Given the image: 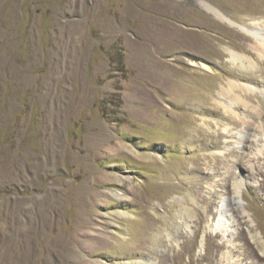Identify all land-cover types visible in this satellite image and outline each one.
<instances>
[{"label":"rangeland","instance_id":"374dc122","mask_svg":"<svg viewBox=\"0 0 264 264\" xmlns=\"http://www.w3.org/2000/svg\"><path fill=\"white\" fill-rule=\"evenodd\" d=\"M206 1L264 37V0ZM260 102L254 40L194 0H0V264H264Z\"/></svg>","mask_w":264,"mask_h":264},{"label":"bare ground","instance_id":"6f19581e","mask_svg":"<svg viewBox=\"0 0 264 264\" xmlns=\"http://www.w3.org/2000/svg\"><path fill=\"white\" fill-rule=\"evenodd\" d=\"M194 2L201 10L205 11L207 14H210L214 19L220 22H223L227 24L228 26L241 31L242 33L247 35L249 38H252L255 42L256 54L258 58L261 60H264V37L261 35L260 27H258L255 22L248 23V24H241V23L233 21L232 19H230L229 17L221 13L215 6H213L206 0H194ZM257 22L261 23L262 21H257ZM225 52L228 56L227 60H229L234 65H236L239 69L248 71L254 68V63L252 62L250 57L234 49H231V48H226ZM190 64L193 66H198L204 71H208V72L212 71V68L204 62H200V64H197L194 60H191ZM254 93L256 92L252 84L239 82L234 79H228V80H225L224 84H221L218 90L216 91V94L218 95V97L224 100V102L223 101L221 102L219 99H216V98H212V102L215 103L216 105L219 104L225 112H231L233 111V108L235 106L237 107V105L241 104L243 105V107L249 106L248 101L252 98ZM263 107H264L263 104L260 102L259 106L257 107V109H255V112L253 113L254 117H252L253 121L257 123V127H261V128L262 127L264 128V117L261 116V111ZM247 122H249V120H247L244 123H247ZM234 137L236 139V142H239V143H241L242 140L245 138L243 136V133L235 134ZM261 158L264 161V155ZM256 173L261 175L262 172L260 169H257ZM236 186H238L237 183L234 185L233 188L236 189ZM189 210L190 209H188L187 207L184 209V216L189 214ZM216 212L218 213V216L214 222V229L215 230L224 229L226 220L223 218V209H220V210L216 209ZM257 241L258 243H260L262 251L264 253V242L261 240H257Z\"/></svg>","mask_w":264,"mask_h":264}]
</instances>
